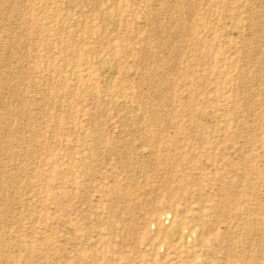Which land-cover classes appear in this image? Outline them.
<instances>
[{
    "label": "rangeland",
    "instance_id": "374dc122",
    "mask_svg": "<svg viewBox=\"0 0 264 264\" xmlns=\"http://www.w3.org/2000/svg\"><path fill=\"white\" fill-rule=\"evenodd\" d=\"M263 24L0 0V264H264Z\"/></svg>",
    "mask_w": 264,
    "mask_h": 264
},
{
    "label": "bare ground",
    "instance_id": "6f19581e",
    "mask_svg": "<svg viewBox=\"0 0 264 264\" xmlns=\"http://www.w3.org/2000/svg\"><path fill=\"white\" fill-rule=\"evenodd\" d=\"M190 8H191V7H190ZM262 22H263V21H262ZM263 25H264V24H263ZM258 27H259V26H258ZM257 29H258V28H257ZM259 29H260V27H259ZM259 32H260V31H259ZM89 53H90V52H89ZM89 53H88V54H89ZM73 58H74V57H73ZM101 65H102V64H101ZM113 65H114V64H113ZM112 72L114 73L113 70H112ZM112 75H113V74H112ZM108 78H109V77H108ZM103 79H104V78H103ZM109 79H110V78H109ZM109 79H108V80H109ZM106 80H107V79H106ZM112 80H113V79H112ZM107 82H108V81H107ZM120 95H121V94H120ZM136 118H137V117H136ZM106 120H107V119H106ZM147 136H148V135H147ZM148 141H149V140H148ZM168 217H169V216H168ZM159 219H160V218H159ZM170 220H171V219H170ZM181 220H182V219H181ZM167 222H168V221H167ZM169 222H170V221H169ZM169 222H168V223H169ZM171 222H172V221H171ZM164 223H165V222H164ZM178 224H179V223H178ZM168 226H169V225H168ZM179 228H180V227H179ZM168 229H169V228H168ZM180 229H181V228H180ZM178 241H179V240H178ZM262 253L264 254V252H262Z\"/></svg>",
    "mask_w": 264,
    "mask_h": 264
}]
</instances>
